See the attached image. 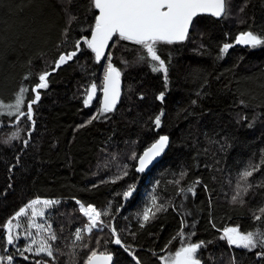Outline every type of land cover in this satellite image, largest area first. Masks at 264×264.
Listing matches in <instances>:
<instances>
[{"label": "trees", "instance_id": "1", "mask_svg": "<svg viewBox=\"0 0 264 264\" xmlns=\"http://www.w3.org/2000/svg\"><path fill=\"white\" fill-rule=\"evenodd\" d=\"M226 4L228 14L221 20L195 19L185 43L158 45L168 68L165 82L162 72L152 71L158 62L141 61L146 50L130 41L116 37L103 61L95 60L84 41L97 15L88 0H0V100L12 103L27 88L21 108L26 112L39 75L50 73L48 87L37 89L40 99L32 104L31 119L0 116L3 264L9 254L12 264H86L92 251L111 253L112 264H136L114 243L116 235L140 264H165L171 247L197 242H202L201 264H264V256L257 255L262 249H234L221 239L229 227L238 226L242 233L264 229V46L235 43L248 29L264 35V0ZM226 42L234 47L222 53ZM73 50L77 55L55 68L59 57ZM109 62L120 72L123 98L116 111L97 115ZM93 83L98 96L85 106ZM161 92L163 101L157 98ZM161 111L157 127L154 118ZM93 115L96 119L88 123ZM160 135L170 139L167 154L150 173L138 175L133 155H141ZM256 165L259 171L247 178L251 187L241 191L243 203H233L237 184H245L240 174ZM147 179V187L155 183L152 200L166 210L154 217L149 213L145 222L143 208L152 207L151 200L142 201ZM133 183L136 190L124 199L122 193ZM34 199L57 203L46 206L41 217L28 209L15 218ZM77 201L108 211L101 220L110 229L86 234L88 221ZM8 219L19 224L13 227L19 237L15 247L3 235ZM77 229H84L82 241L75 239ZM53 232L55 241L48 239ZM41 240L52 244L55 259L34 255ZM29 246L33 251L17 252Z\"/></svg>", "mask_w": 264, "mask_h": 264}, {"label": "snow or ice", "instance_id": "2", "mask_svg": "<svg viewBox=\"0 0 264 264\" xmlns=\"http://www.w3.org/2000/svg\"><path fill=\"white\" fill-rule=\"evenodd\" d=\"M230 3V0H227ZM89 10H98V14L93 17V25L91 31V38H85V43L88 49H91L95 53V60L99 61L104 55L105 49L108 47L109 41L113 40V37H117L119 40L130 41L135 45L140 46L142 49L146 50V55L139 57L141 61H144L150 57L151 61L158 62L152 65V71L162 72L163 79L167 82L168 79V68L165 66V61L161 59L158 55L157 47L159 44H173L178 42H183L188 38L189 28L192 26L193 19L201 14H210L214 17H226L228 14V7L226 0H88ZM115 43V41H113ZM236 44L243 46H248L251 49L264 46V35L259 33H254L251 29L245 30L238 34L235 39ZM80 41L75 42V48L79 49ZM234 47L232 43H224L221 52L227 53L230 48ZM77 55V51L73 50L66 55H61L55 64V68H59L61 64L71 60ZM50 73L45 72L38 77V84L33 88L36 92L32 101L27 104V111L21 112V105L24 101V93L28 91L27 88H21L19 95L16 97L15 104L7 105L9 108H15L16 112L24 116L26 115L29 119L32 117V104L36 103L40 99V94L37 89H46L47 76ZM119 77L120 72L112 66L109 62L107 65V70L104 75L103 83V107L97 113V115L112 112L115 109V105L120 96L119 89ZM97 86L92 84L90 86V92L86 90V98L84 100L85 106H88L93 99V95L96 93ZM160 101L165 98V93H159L157 97ZM195 103V101H193ZM0 107H5L3 102H0ZM9 115L12 113L9 112ZM164 112L161 111L154 118V123L157 127L161 124V117ZM96 119V115H93L91 120ZM34 126V122H33ZM83 126V125H81ZM17 134H13V138ZM27 145V141H24ZM169 137L167 135H160L155 142L151 143L145 151L139 156L133 155V159L138 161V167L136 171L143 173L149 165L152 164L153 160L159 157L165 149L168 147ZM18 159V158H17ZM260 163H264L262 160ZM254 171H259V165L249 166L240 174L241 180L245 181L244 186L237 184L236 194L232 197L233 203L240 200L241 191L247 192L251 184L247 183V178L253 175ZM127 175V172H124ZM136 190V185L130 184L127 190L122 193L124 199H128L133 195ZM183 191V189H181ZM188 191L193 192V189L189 188ZM43 203L45 206L57 203L56 201L39 199L32 200L26 207H22L18 212L15 213V218H19L26 214L28 209L32 210V215H37L35 211V205ZM79 204L80 202L77 201ZM152 207L156 209L155 212L152 211V207L146 208L143 211L142 219L147 222L150 218L149 213L154 217L156 212L166 210L164 205H158L155 198L152 200ZM80 211L85 217L88 218V223L85 228L89 234H91L94 227H98L99 231H103L104 227H109V224H105L101 220V216H107L110 213L108 211L101 212L96 207L88 205H80ZM264 212V208L260 209ZM43 215V213H39ZM260 216L256 215L255 219L260 220ZM99 222V224H98ZM6 231L3 234L5 242L7 245L16 246V241L19 239L17 235L13 233V227L19 228V224L13 225V220L8 219L5 222ZM102 225V226H100ZM33 226L38 230L44 229V224H35ZM143 226V225H142ZM84 229H77L75 231V239L77 241H82L83 237L81 232ZM113 234L116 233V229L112 228ZM194 233H189L191 236ZM179 236H185V233L178 231ZM227 239L229 245H235L238 248L247 249L252 251L253 249L260 248L262 251L258 252V256H264V229H257L256 231H245L241 233L238 228H227L224 230V235L221 239ZM49 240L55 241L57 236L53 232ZM33 244L36 243L35 240L32 241ZM114 243L116 245H121L124 250L136 260V264H140V261L135 257V255L130 251L128 246H124L122 240L118 235H116ZM202 247V242L197 243H187L186 246H181L178 251L174 252V256L169 258L168 264H201L202 257L197 256V251ZM33 251L32 247H26L23 249L17 248V252L23 255V252ZM58 251V249H56ZM44 254L47 257H54V249L52 244L45 240L39 242V247L36 248L34 255L40 256ZM8 264H12L14 256L9 254L6 257ZM23 259L28 260L27 256H23ZM5 257L0 256V264H3ZM113 255L111 253H105L98 256L97 252L92 251L90 256H88L86 264H112ZM35 264H48L46 260H38Z\"/></svg>", "mask_w": 264, "mask_h": 264}, {"label": "rangeland", "instance_id": "3", "mask_svg": "<svg viewBox=\"0 0 264 264\" xmlns=\"http://www.w3.org/2000/svg\"><path fill=\"white\" fill-rule=\"evenodd\" d=\"M0 102H3V104L5 105V107H0V116H11V115H16L18 114L16 112V109L15 108H9L7 107V105H11V104H15L16 100L12 103H7L6 101H3V100H0ZM24 103V101H23ZM21 108H22V105H21ZM21 111V109H20ZM11 112L12 114L9 115L8 113ZM150 182L149 179H147L146 183H145V189L143 190V193L141 194L142 195V201L146 202V200H151L152 201V193L155 189V183L153 182V184L150 186V187H147L148 183ZM150 206H147V204H145L144 208H143V211L146 209V208H149ZM78 208L80 210V206L78 204ZM47 210L46 206L41 203V204H37L35 205V211L37 213V215H35L34 217L37 218V217H41L42 215H39V213H45V211ZM143 211H142V215H143ZM84 217V216H83ZM85 218V217H84ZM86 219V218H85ZM88 221V219H86ZM143 220V219H142ZM99 224V223H98ZM102 226V225H100ZM229 228H233V227H229ZM236 228H238V230L241 232L240 228L238 226H236ZM103 229H107L109 230L110 227H104ZM92 231H97V227H94ZM85 233L87 234L86 232V228H85ZM242 233V232H241ZM90 235V234H89ZM228 242V241H227ZM229 245V243H228ZM231 248H234V249H243V248H238L236 247L235 245H229ZM179 249L177 247H171L167 253L164 255L163 257V261L165 264H168V260L169 258H171L172 256H174V252L175 251H178ZM243 250H246V251H249L247 249H243ZM255 249H253L252 251H254Z\"/></svg>", "mask_w": 264, "mask_h": 264}, {"label": "water", "instance_id": "4", "mask_svg": "<svg viewBox=\"0 0 264 264\" xmlns=\"http://www.w3.org/2000/svg\"><path fill=\"white\" fill-rule=\"evenodd\" d=\"M96 13L98 14V10H96ZM202 16L210 17V18H214V19H216V20H221V19L224 18V16H222V17H214V16H212V15H210V14H201V15H198L197 17H195V18L193 19V22H194L195 19H197V18H199V17H202ZM192 25H193V23H192ZM191 27H192V26H190V28H189V33H190V30H191ZM90 38H91V34H90V36L88 37V39H90ZM115 38H116V37L114 36V37H113V40H114ZM113 40L109 41V43H108V47L105 49V51H104V55L101 57V59L98 61V63H101V62L103 61V59H104V57H105L107 51L109 50V48H110V46H111ZM186 40H187V39H186ZM186 40L183 41V42H178V43H173V44H182V43H185ZM84 41H85V39H84ZM89 50L91 51V49H89ZM91 52H92V51H91ZM94 54H95V53H94ZM119 82H120V83H119L120 96H119V99H118V101H117V103H116V105H115V109H114L112 112H114V111L117 110V108L119 107V105H120V103H121V101H122V98H123L124 85H123V82H122L121 77H119ZM89 92H90V91H89ZM97 96H98V90H96V93L93 95V99L91 100L90 103H92V102L97 98ZM102 98H103V87H102V92H101V108L103 107ZM169 147H170V139H169L168 147L165 149V151H164L159 157H157L155 160H153L152 164L149 165L148 168H147L143 173H140V172H137V171H136L137 174H138V175H141V174H148V173H150V172L153 170V168H154L156 165H158V164L162 161V159L165 157V155L167 154V152H168V150H169ZM137 167H138V161H137Z\"/></svg>", "mask_w": 264, "mask_h": 264}, {"label": "built area", "instance_id": "5", "mask_svg": "<svg viewBox=\"0 0 264 264\" xmlns=\"http://www.w3.org/2000/svg\"><path fill=\"white\" fill-rule=\"evenodd\" d=\"M81 212V211H80ZM81 214L83 215V213L81 212ZM84 216V215H83ZM85 217V216H84ZM86 219H88L87 217H85ZM99 223V222H98ZM97 231H98V227H97ZM87 232V230H86ZM87 234L89 235V233L87 232Z\"/></svg>", "mask_w": 264, "mask_h": 264}, {"label": "flooded vegetation", "instance_id": "6", "mask_svg": "<svg viewBox=\"0 0 264 264\" xmlns=\"http://www.w3.org/2000/svg\"><path fill=\"white\" fill-rule=\"evenodd\" d=\"M101 92H102V91H101ZM94 101H95V100H94ZM94 101H93V102H94ZM93 102H92V103H93ZM100 105H101V98H100Z\"/></svg>", "mask_w": 264, "mask_h": 264}, {"label": "bare ground", "instance_id": "7", "mask_svg": "<svg viewBox=\"0 0 264 264\" xmlns=\"http://www.w3.org/2000/svg\"><path fill=\"white\" fill-rule=\"evenodd\" d=\"M82 203H79V206L81 205ZM83 205V204H82Z\"/></svg>", "mask_w": 264, "mask_h": 264}]
</instances>
